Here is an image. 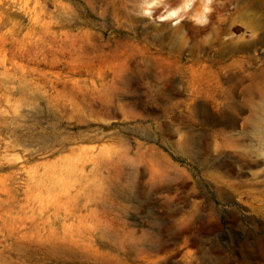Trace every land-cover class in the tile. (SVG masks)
Listing matches in <instances>:
<instances>
[{"label":"rangeland","instance_id":"rangeland-1","mask_svg":"<svg viewBox=\"0 0 264 264\" xmlns=\"http://www.w3.org/2000/svg\"><path fill=\"white\" fill-rule=\"evenodd\" d=\"M151 1L0 0V264H264V157L235 142L264 39L207 48L264 0H192L199 55Z\"/></svg>","mask_w":264,"mask_h":264},{"label":"bare ground","instance_id":"bare-ground-1","mask_svg":"<svg viewBox=\"0 0 264 264\" xmlns=\"http://www.w3.org/2000/svg\"><path fill=\"white\" fill-rule=\"evenodd\" d=\"M101 1H103L104 3H108L109 1H114V0H101ZM191 2L192 0H172L170 2L171 9L166 14V18L173 19L175 17L179 24V27L177 29L187 28L189 30L188 32L190 34V40L192 43H194L197 55H199V53H201L203 49L201 48V46H199V44L197 43V39H196V36H197L196 32L198 31V27L197 28L194 27L193 24H191L190 22L186 20L184 22V19H185L184 17L187 15H190L191 13V11H189V9L191 10ZM161 3H162V0H157V1L153 0L151 2H146L145 6L141 8L142 10H144L145 14L151 19H157V18L162 19L165 16L164 14H162V9L160 6ZM205 7H206L205 8L206 10H210L209 6H205ZM211 15L212 14L209 15L204 11L199 12V14L197 15V20L205 23L207 22L208 19L211 18ZM206 29L207 28H203L201 30H206ZM249 31L251 32V35L248 39H246L245 37L241 35H237L236 30L232 29V30H229L228 32L225 31L226 35L230 36V39L226 42L220 39L221 38L220 34H216L207 48L209 50L215 49L216 51L223 53V54L229 51H233V52L248 51L252 49V47L258 46L260 44V41L264 39V30L261 31L260 28L257 29L256 26H253V27H250ZM199 61L200 60H197V62H195V68L193 71V73L195 74L197 78H200L204 75L202 65L200 64ZM230 66L231 65H228V67ZM244 78H245L244 76L243 77L240 76L238 80H243ZM249 78L252 83L250 87L248 88V94L253 95V97L255 98H258V111L255 112L254 115L246 123L249 127H251L250 128L251 134L242 132L241 135L235 138V142H237L240 145L241 149L246 148L245 138L251 137L252 135L253 137L258 139L259 148H258L257 153L259 157L263 158L264 157V63H263V67L255 71L251 75H249ZM231 89L232 87H229L230 91ZM194 109L196 112V125H197V129H196L197 133H196V139H195L197 150L200 151L202 148H204V151L207 152L210 150V146L212 143H210V139L206 137V139L204 140L202 144L201 134H200V125L202 121L200 119V108H199L198 103L195 104ZM239 155L243 157H247V158L251 156L250 152L247 150L240 151ZM263 163L264 162H262V164ZM258 164H260L259 160L257 161L256 165ZM230 188L233 191L237 190V187H234L231 184H230Z\"/></svg>","mask_w":264,"mask_h":264}]
</instances>
